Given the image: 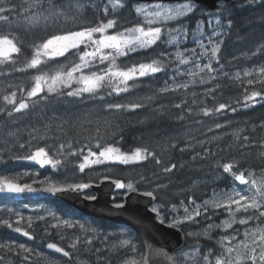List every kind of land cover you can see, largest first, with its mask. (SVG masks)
<instances>
[{"label": "snow or ice", "instance_id": "6c2138e0", "mask_svg": "<svg viewBox=\"0 0 264 264\" xmlns=\"http://www.w3.org/2000/svg\"><path fill=\"white\" fill-rule=\"evenodd\" d=\"M73 3L77 12L82 11L83 5L79 0H73ZM107 5H110L112 18L81 30L53 34L50 38L34 43L31 58L20 67L16 66L17 60L13 58L14 54L21 53L16 37L11 32L0 33V66H13L0 67V77L10 75L12 71L38 70V74L32 76L33 86L26 93L22 85L11 82L5 85L4 90L0 91V100L4 103V107H0V113L6 111L7 116L12 117L14 113L24 112L30 106L34 108L52 97L60 99L66 96L81 101H104L106 97L113 94L120 96L122 93H132L133 89L140 84L149 82L146 78L155 80L159 73H166L167 79L164 80L163 87L156 91V95L177 93L181 89L187 93L190 86L211 84L220 75L237 81L241 80L239 71L234 76H230L220 65L219 53L222 41L214 39L221 35L219 28L206 35L202 23H197L195 30L190 32L185 18L199 11L195 0H178L175 3L153 0L152 3H139L135 6L134 12L141 22L131 26L118 23L116 18V13L126 7L125 0H107ZM14 11L16 9L6 3V0H0V21L11 24L10 16ZM24 12L29 14L17 23L29 29L41 25L47 26L50 21L55 22L61 18L65 20L71 18L64 10V5L56 4L54 0H28ZM103 12L105 16H108L109 7L105 6ZM212 23L220 25L221 21L219 18L210 19L209 24ZM189 40L192 41L193 46L185 47ZM70 51L72 55L66 61L49 64V61L64 57ZM137 53L141 55L137 56ZM255 54L256 52H253V55ZM129 57L131 59H122ZM214 64L217 67H214ZM41 65L45 67L41 68ZM243 75L255 77V79L247 80L248 85L256 83L264 85V67L258 70L255 68L245 70ZM184 76L188 79H179ZM217 87H219L218 83L204 91L206 94H212ZM9 88L17 89L22 93L19 102L17 90L8 92ZM42 93L44 95H41ZM192 95L195 96L196 93L193 92ZM37 97H39L38 100L35 99ZM125 99L128 102L105 103L103 107L108 112L136 111L144 108V101H150L153 97L146 96L138 99L125 97ZM260 102H264V89L251 91L245 89L243 99L245 107H253ZM182 103L186 104L187 101ZM182 103L174 106L179 109ZM228 108L229 105L221 103L214 109L204 107L201 111L204 116H211L214 112L221 113ZM230 110L236 111L235 108ZM188 111L191 112V109ZM68 124L67 119H60L54 128L50 123L45 124L43 130L34 127L28 133L29 151L23 154L12 152L9 147L11 142L5 141L4 146L0 147V163H6L4 153L7 152V159L29 161L38 165L40 169L50 167L54 173H59L64 170V162L68 157L78 156V163H73L80 173H85L86 169L95 171L98 177L94 182L95 186L109 182L115 189L126 190L127 193L137 192L136 183L138 182L131 179H118L110 173L138 171L135 166L149 159L154 160L156 164L161 163L157 153L146 146L122 150L119 141L108 143L99 125L96 128V135L86 137V143H80L77 140L76 147L73 146L71 138L53 147L51 154L46 150L49 147L47 145L32 146L31 141L34 139L53 138L49 137L50 132H65V125ZM105 125L112 127L107 121ZM70 126L74 127V125ZM223 127L225 124L214 125L215 129ZM208 130L213 131L212 128ZM242 132L243 129H240L230 134L235 140H240ZM54 138L59 139L58 136ZM220 138V136L213 137V139ZM243 140L247 142L249 137L244 135ZM200 143L203 146L206 142ZM19 147L24 148L25 144L20 143ZM171 147L175 148L176 145L172 144ZM261 147H264V143ZM184 150L185 148L180 149V151ZM209 153L215 155L211 148H205L203 153L197 152L192 159L195 160L197 156L204 159ZM176 167L177 165L173 163L163 168V171L171 172ZM216 167L231 178L230 184L226 188H214L211 195L199 203L188 199L187 203L181 200L179 208L176 204H172L171 212L179 213L180 209H183V215H174L169 226L184 223L199 224L201 221L197 219L198 217H203L205 221H213L215 216H224L220 223L213 221L200 233H188L190 236L203 235L211 239V232L219 229L222 234H218L217 247L202 249L199 244H196L189 249L173 253L164 249L156 250L155 257L160 258L165 264H264V169H261L257 175L254 170L243 167L235 159L223 163L218 160ZM26 176H31L33 179L31 182L21 183L20 180ZM39 176L38 170L13 173L8 169H0V198L7 201L0 207V226L7 227L27 237L28 240H35V235L29 229L33 228L34 222H44L43 236L49 238L45 247L54 253L61 254V257L67 260L37 252L34 248L23 243L17 244L15 241L0 242V250L8 253L15 252L16 255L21 256L23 262L28 264H31L30 257L33 255L38 258L40 264H87V261L79 259L80 246H85L83 249L85 252L100 251L99 248L92 247L93 241L100 238L97 227L79 220L63 218L57 211L43 204L30 207L29 203H24L23 207L34 214L25 216L21 210L10 206V203L16 201H9L8 198L23 197L25 200H30L38 193H47L50 196L83 193V199L94 201L97 199L96 195L86 191L92 188L94 183L91 180L87 183L68 182L47 173L43 178L37 179ZM220 176L221 173H217V178ZM33 185H39V187ZM140 194L152 200L156 199L154 191H143ZM113 207L120 209L124 207V204L116 203ZM150 210L155 213L161 224L165 223L159 205L154 204ZM51 229L57 230L55 235L59 236L60 241L66 239L61 230L75 231L70 233L73 238L66 246H62L59 242H52ZM117 235L119 239L113 244V249L122 248L130 253L136 252V244L126 231H121ZM106 238L107 233L104 236V239ZM4 260L5 256L0 255V262ZM125 264H149L148 255L145 253L139 257L130 258Z\"/></svg>", "mask_w": 264, "mask_h": 264}, {"label": "trees", "instance_id": "16d2710c", "mask_svg": "<svg viewBox=\"0 0 264 264\" xmlns=\"http://www.w3.org/2000/svg\"><path fill=\"white\" fill-rule=\"evenodd\" d=\"M198 17H200L199 13L194 14L187 19V23L193 25ZM116 18L118 19V23L124 25L126 23L130 25L137 23L131 6L128 7V10H124L122 13L116 15ZM100 21L101 17L99 13L91 15V13L86 12L84 15L65 24H58L44 30L21 33L22 36L17 39V44L21 47L20 54L22 55L17 60L16 66H23L26 60L30 59L34 43L49 38L53 34L67 33L95 26ZM226 21L228 24L230 21V26H228L227 32L223 35L219 53L220 65L223 66V70L227 71L230 76H234L239 71L242 75L241 80L237 81L220 75L213 83L191 87L187 93L183 90L177 93L168 92L160 95L151 93L150 96L153 99L150 101L145 100L144 108L137 109L136 111H119L115 121L111 124L112 127H107L101 131L102 134H105V139L108 143L119 141V146L122 150L146 146L157 153V157L161 161L160 164H156L154 160L149 159L143 164L135 166L138 171H117L110 173V175L122 180L131 179L137 181L136 187L139 191H149L155 186L167 184L163 189L154 191L157 196L156 203L166 207L172 204L177 205L181 200H184L185 203L188 202L190 194L193 195L194 200H199L202 194L209 192L208 188L212 185L215 188H226L227 177L224 175L218 180H214V184L203 185L199 190L189 191L185 195L174 194L176 191L178 193L181 192L184 188H192L191 185L196 180H205L214 176L217 170H219L216 167V161L218 160L221 163L233 159L238 160L243 167L254 170L256 173L264 169V147H261V144L264 143V127H262L264 125V102L257 103L253 107H245L243 104L245 89L249 91L264 89V85L259 83L248 85L247 80L255 79V77H245L243 75L245 70L253 68L258 70L260 67H264V0L254 5H246V0H239L234 7H227ZM159 50L163 51L162 49ZM253 52H256V54L253 55ZM136 55L141 54L137 53ZM31 71L35 75V71L29 69L24 72L12 71L11 76L18 83H23L27 87ZM3 78L5 77H0V79ZM217 83L219 87L216 88L215 93H205L204 90L206 88L213 87ZM163 84L162 78H157L156 80L140 84V88L137 89L142 92L141 94L128 93L127 96H131L130 94H132L136 99L146 97L148 96L147 89H151L152 86L163 87ZM193 92L196 93L195 96L192 95ZM185 100L187 103H182ZM93 101L100 102V100ZM111 102L109 101V103ZM177 103H182V107L176 108L174 105ZM221 103L229 105V108L221 113L214 112L211 116L203 115L202 108L214 109ZM83 104L84 101L72 97L65 96L60 99L52 97L49 101H42L34 108L30 106L28 110L13 114L12 117H8L6 111L0 113V126L3 128L15 127L35 120L36 116L47 115L50 112L72 111L81 108ZM0 107H4L2 100H0ZM231 108H235L236 111L232 112ZM188 109H191V112ZM216 123L225 124V127L215 129L214 125ZM196 126L207 127L206 129L203 127L202 130L204 131H199L189 138H181L171 143V145H176L175 148L171 146L165 147L161 142L172 134L184 132ZM208 127L212 128L213 131H209ZM240 129H243L241 139L235 140L230 133ZM244 135L249 137L247 142L243 140ZM90 136H93V134L88 135V130L81 132L70 130L66 134H62L59 139H55V135H52L51 137L53 138L49 139H34L31 141V144L32 146L47 145L49 147L46 150L51 154L52 148L58 146L60 142H67L71 138L73 146L76 147L77 140L80 143H86L85 138ZM215 136H220L221 138L213 139ZM201 141H205L206 143L202 146ZM20 142L25 144L23 149L29 151L28 140L22 139ZM181 148H185V150L180 151ZM205 148H211L215 155L209 153L204 159H201L199 156L195 160L192 159L197 152L203 153ZM76 157H68L64 162V170L56 174L54 178L64 179L68 182H89L90 180L95 182L98 178L96 174L89 175V171L85 173L78 171V168L75 166ZM173 163L177 165L175 169L171 172L163 171V168L169 167ZM23 166L25 168L31 167L27 164H23ZM40 178L42 177L37 179ZM31 180V176H26L20 182H31ZM34 186L39 187V185ZM204 189L208 190L202 191ZM162 194L163 196L165 194L166 199H162ZM116 200L117 202L120 201V196ZM49 204L57 208V212L63 217L73 216L77 220L83 219L75 210L65 205L57 202H49ZM86 223L99 229L98 235L100 238L93 241L92 247L102 248V245L99 244V241L102 239V234L100 233L107 231L110 224L106 221L95 220L92 223ZM43 225L44 222H34L33 228L29 229V231L40 232L43 230ZM51 231H54L52 241L59 242L62 246H65L64 241H60L59 236L55 235L57 230L52 229ZM61 231L64 232L65 236L68 234L69 239H72L73 237L70 233L75 230ZM80 247L84 248L85 246L81 245ZM6 254H9L13 262L17 263V258L19 257H16L14 252L8 253L0 250V255L6 256ZM114 255L112 252L100 251L97 257H100L99 260L101 262H105L107 259L111 260ZM0 264H4V261L0 262Z\"/></svg>", "mask_w": 264, "mask_h": 264}, {"label": "rangeland", "instance_id": "374dc122", "mask_svg": "<svg viewBox=\"0 0 264 264\" xmlns=\"http://www.w3.org/2000/svg\"><path fill=\"white\" fill-rule=\"evenodd\" d=\"M260 1L261 0H246V5H254V4L259 3ZM54 2L56 4H63L64 10L67 12L68 16L71 18L67 19V20L61 18L55 22L50 21L47 26L41 25L37 28L29 29V28L23 27L17 23V21H21L24 16H27L29 14L27 12H24V9L27 7L28 0H6V3H8L10 6H13L16 9V11H14L10 16L11 24H9L7 22L0 21V33L8 34L9 32H11V34L14 35L16 37V40H17L18 38H20L22 36L21 33L23 34V33H28V32L37 31V30H44V29H48L49 27L56 26L58 24H62V23L65 24L67 22L75 20L76 18H78L81 15H84L86 12L91 13V15H93L94 13H99L100 17H101V21H106L108 18H112L111 8H110V5H107V0H79V2L83 5V9L80 12L76 11V9L74 7L73 0H54ZM136 5H134V8ZM105 6L109 7V15L108 16H105V14L103 12V8ZM126 6H127V4H126ZM45 7H47L46 4H45ZM196 7H197V9L200 10L198 5H196ZM125 9H126V7L124 9L120 10L119 12H117L116 15L122 13ZM195 13L190 14L189 17L193 16ZM5 14L7 15V13H5ZM135 17H136L137 23H140L141 19L139 17H137V15H135ZM189 17H187L185 19L187 20ZM202 17L205 18V20H202V21L198 20V21L194 22L193 25L187 23V26H188L190 32L195 30V26L197 23H202L203 29H204V32L206 35L213 32L215 29L219 28L221 35L218 37H215L214 39L222 41L224 32L227 30V28L229 26L228 22L226 21V10L223 7H221L219 11H216L214 13L204 12ZM214 18H219L221 21V24L220 25H216L215 23L209 24V20L214 19ZM125 26H128L127 23L125 24ZM184 46L185 47L193 46L192 41L189 40L188 44L184 45ZM220 47H221V45H220ZM162 50H164V49H162ZM169 50H171V49H169ZM21 55L22 54H20V53L14 54L13 58L15 60H18L19 58H21ZM31 56H30V58H31ZM67 58H64V59L59 60V61H66ZM122 59H124V58H122ZM59 61L58 60L49 61V64H54V63H57ZM201 63H204V61H201ZM215 66L216 65L214 64V67ZM0 67L11 68L12 65H2ZM44 67H45V65H41V68H44ZM183 67L186 68L188 66H183ZM33 70L35 71V75L38 74V70H36V69H33ZM30 73H31V76H30L29 81L27 83V85H28L27 87L23 83H18L17 80L11 76V74L4 76L5 78L0 79V91H3L5 88V85L8 82H11V83L16 84V85H22L24 92L26 93L28 90H30V88L34 84V81L32 80V76H34L33 71H31ZM157 77L162 78L163 83H164V80L167 79V74L166 73H159V74H157ZM218 77H220V76H218ZM146 79L148 80V79H152V78H146ZM179 79L187 80L188 77L184 76V77H180ZM197 79H199V78H197ZM214 81L215 80H213L212 83ZM169 83H171V82H169ZM196 86H199V85L190 86L189 88L196 87ZM73 87H76V85H73ZM13 90H17V89H14V88L7 89L8 92H11ZM181 90H183V89H181ZM146 91H147V95L150 96L151 93H156L157 90L156 89H148ZM132 93L136 95V93L141 94L142 92H140L138 89L135 88V89H133ZM21 95H22V93L19 90H17L18 102H19V99L21 98ZM41 95H44V94L42 93ZM85 95H87V94H85ZM127 95H128V93L127 94L122 93L120 96H116L115 94H113L110 97H106V99L104 101H100V102H94L93 100H84V104L81 108H77V109L72 110V111L50 112L47 115L36 116L34 118L35 120L29 121L26 124L22 123L21 125L11 127V128L10 127L3 128L0 126V147L4 146L5 141H10L11 143L9 144V147H11L12 152H15L17 154H23L27 151L24 150L23 148H20L19 144L21 143L20 141L22 139L29 141L28 133L31 129H33L35 127V128H39V129L43 130L45 124H49V123L54 128L60 119H67L69 121V124L65 125V132H61V133L50 132L49 137H51L52 135L60 137L62 134H65L70 130H73L74 132H81L84 130H88V135L93 134V136H94V135H96V128L98 125L100 126L101 131L103 129L107 128L108 126L105 125V121H107L111 125L115 121L116 115L119 112V111L108 112L107 110L104 109L103 105L105 103H109V101H112L111 103H115V101H116V103L128 102L125 99V97L134 98L132 96V94H130L131 96H127ZM35 99H39V97H37ZM8 107H11V106H8ZM14 114H17V113H14ZM70 125H74V127H71ZM203 127H205V129H206L207 126H201V127L196 126V127L190 128L184 132L172 134L171 136L163 139L161 142L165 147H170L171 143H174L175 141H177L181 138H187V137L189 138L190 136H192L193 134H195L199 131H204V130H202ZM208 128H210V127H208ZM7 156H8V153L5 152L4 157H5L6 163H0V169H8L10 172H13V173H22L25 171L38 170L40 172L39 177H42V178L44 177V175L46 173L53 176V177L56 174L60 173V172L54 173L50 167H47L45 169H40L37 166H31L30 168H25V166H23V164H25V163H23L22 161L7 159ZM75 159H76L75 162L78 163V157H76ZM100 167H103V166H100ZM87 171H89V173H91V174H96L94 170L86 169L85 172H87ZM217 173H221V176L219 178L223 177L224 175L227 177V186H228L230 184L231 178L227 174L222 173L221 169L217 170ZM217 173L214 176H212L211 178H208L205 180H196L192 183V185H191L192 188L187 187V188H184L179 193H178V191H176L174 194L175 195H185V193H189V191L199 190V188L203 185H208L209 183L214 184V180L219 179V178H217ZM259 173H257V175H259ZM39 177H37V178H39ZM31 179H33V177H31ZM166 186H167V184L158 185V186H155L154 188H151L149 191L160 190ZM240 187H244V186H240ZM214 188H215V186L212 185L210 188H208L209 192L202 194L200 199L196 200V201L199 203L201 200L207 199L211 195L212 190ZM207 190L204 189L202 191H207ZM123 193H121L122 196H123ZM162 199H166L165 194H164V196L162 194ZM189 199H193L192 194L189 195ZM4 203L5 202H0V207H2ZM39 204H43L49 208H52L54 211H57V208H55L54 206H52L51 204H48V203H29L30 207L38 206ZM155 205L160 206L161 215L164 217L165 223L167 225H169V223L171 222L174 215H179V216L183 215V209H180L179 213H172L171 208H170L171 205H169L168 207H166L162 204H159V203H156ZM10 206H12L14 208H18L19 210H21L23 212V214L25 216L34 215L32 212L29 211V209H25L23 207V204L10 203ZM177 207L179 208V203L177 204ZM239 215L240 214H238V216ZM223 218H225V217L224 216H215V217H213V221H215V223H220V221ZM197 219L200 220L201 223H199V224H197V223H184L181 225L172 226V227L179 228V229L181 227H183V231H184V233L188 239V245L184 250L189 249L190 247H192L196 244H199L202 249L203 248H216L217 247L216 240L218 239V234H222L221 230H219V229L213 230L211 232V237H212L211 239H209L203 235H200V236L188 235V233H200V232H202L205 229V227L207 226V224L213 222V221H205L203 219V217H198ZM5 230L12 231L11 229H8L7 227L0 226V239L2 238V240H5L3 242H8V239L6 238L7 235H5L3 237L1 235V232L5 231ZM121 231H126L133 238V241L136 244V252L135 253H130L127 249H122V248L113 249V247H112L113 244L115 242H117L119 239L117 234L120 233ZM2 234H4V233L2 232ZM101 243L103 245H105L104 248H102V250H105V251L109 250L111 252H116V253L123 251L124 256L122 257V259L125 258V260L120 261L119 264H125V262L128 259L134 258V257H139L140 255L143 254L142 248H140V244H139L137 238L135 236L131 235V233L125 228H120V229H116L114 231L107 232V238L103 239L101 241ZM208 243H210V244H208ZM94 253L96 254V252H94Z\"/></svg>", "mask_w": 264, "mask_h": 264}, {"label": "water", "instance_id": "95a60500", "mask_svg": "<svg viewBox=\"0 0 264 264\" xmlns=\"http://www.w3.org/2000/svg\"><path fill=\"white\" fill-rule=\"evenodd\" d=\"M134 2H153V0H130ZM166 2H178V0H166ZM220 2L233 6L236 0H195V3L206 6L210 10H215ZM66 34V33H65ZM72 53L71 51L66 54ZM65 57V56H64ZM63 57H57L61 59ZM27 164L35 165L29 161H23ZM46 168V167H45ZM35 187V186H34ZM96 195L97 199L85 200L83 193H63L56 196H50L47 193H38L25 200L23 197L8 198L9 201L15 203H34L43 201H57L67 205L81 215L108 220L117 226H126L137 233L143 241L145 253L148 255L149 264H165L160 258L155 257L156 250L164 249L169 253L180 251L185 247V238L181 230L161 224L155 213L150 209L155 204L156 199L141 195V191L125 193L122 198L123 208L117 209L113 207L115 194L124 192L125 190L115 189L114 185L109 182L101 183L86 190ZM0 202H7L0 198ZM49 250V249H48ZM53 252L52 250H49Z\"/></svg>", "mask_w": 264, "mask_h": 264}, {"label": "flooded vegetation", "instance_id": "af4514ba", "mask_svg": "<svg viewBox=\"0 0 264 264\" xmlns=\"http://www.w3.org/2000/svg\"><path fill=\"white\" fill-rule=\"evenodd\" d=\"M221 6H224V5H221ZM225 8H227V7H225ZM202 20H205V18H202ZM155 89L158 90L159 87H156ZM116 229H118V228H116ZM2 232L4 234H2ZM2 232H1L2 237L7 235L6 238L8 240L15 241L17 244L23 243V244L27 245L28 247L34 248L35 251H37V252H40V253H43V254H46V255H50V256H53V257H59L62 260H67V258L61 257L60 254L48 251V249L45 247V243L49 241V238L43 236V231H40L39 233L38 232H33V234L36 237L35 240H28L27 237H24L21 234L15 233L13 231L5 230V231H2ZM51 232L54 235V232L53 231H51ZM66 236L68 238L66 237V239L64 240L65 246L70 241L68 234ZM3 241H5V240H2V238H1L0 242H3ZM138 241L140 242V240H138ZM187 244H188V241H187ZM83 249L84 248L80 247V252L78 254L79 255V259L87 261V264H104L103 262H101L99 260L100 257H97L98 254L94 253L95 251H93V252H85ZM66 250H70V249L66 248ZM14 254L16 255L15 252H14ZM17 256L18 255H16V257ZM123 256H124L123 251H120L117 254V257L113 256V258L111 259L110 264H117V263L119 264L120 261L125 260V258L122 259ZM18 257L19 258H17V263H14L13 259L10 257V255L6 254L5 260H4V264H28V262H23L22 261L21 256H18ZM30 262H31V264H40V261L38 260V258L35 255L30 257Z\"/></svg>", "mask_w": 264, "mask_h": 264}]
</instances>
